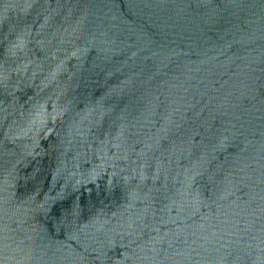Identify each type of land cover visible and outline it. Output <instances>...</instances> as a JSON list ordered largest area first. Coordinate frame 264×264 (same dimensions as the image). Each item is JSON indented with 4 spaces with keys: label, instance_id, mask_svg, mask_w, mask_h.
Segmentation results:
<instances>
[{
    "label": "water",
    "instance_id": "obj_1",
    "mask_svg": "<svg viewBox=\"0 0 264 264\" xmlns=\"http://www.w3.org/2000/svg\"><path fill=\"white\" fill-rule=\"evenodd\" d=\"M0 264H264V0H0Z\"/></svg>",
    "mask_w": 264,
    "mask_h": 264
}]
</instances>
